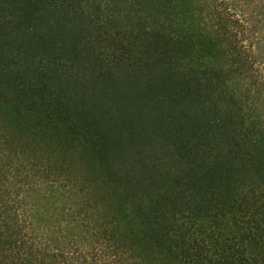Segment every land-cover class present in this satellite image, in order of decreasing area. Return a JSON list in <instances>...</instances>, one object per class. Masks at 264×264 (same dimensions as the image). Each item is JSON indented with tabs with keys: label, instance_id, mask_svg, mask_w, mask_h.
Returning <instances> with one entry per match:
<instances>
[{
	"label": "trees",
	"instance_id": "trees-1",
	"mask_svg": "<svg viewBox=\"0 0 264 264\" xmlns=\"http://www.w3.org/2000/svg\"><path fill=\"white\" fill-rule=\"evenodd\" d=\"M0 264H264V0H0Z\"/></svg>",
	"mask_w": 264,
	"mask_h": 264
}]
</instances>
